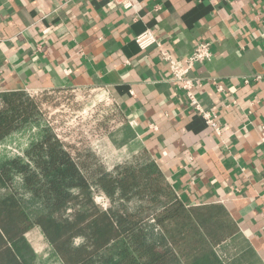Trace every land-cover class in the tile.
Segmentation results:
<instances>
[{
    "label": "crops",
    "instance_id": "0c3cea01",
    "mask_svg": "<svg viewBox=\"0 0 264 264\" xmlns=\"http://www.w3.org/2000/svg\"><path fill=\"white\" fill-rule=\"evenodd\" d=\"M146 29L176 58L211 43L212 59L190 76L222 137L188 106L156 47L135 43ZM263 32L264 0H134L131 9L114 0H0V94L105 96L116 111L102 139L117 162L144 156L186 207L222 205L235 231L217 254L226 264H264Z\"/></svg>",
    "mask_w": 264,
    "mask_h": 264
},
{
    "label": "trees",
    "instance_id": "16d2710c",
    "mask_svg": "<svg viewBox=\"0 0 264 264\" xmlns=\"http://www.w3.org/2000/svg\"><path fill=\"white\" fill-rule=\"evenodd\" d=\"M50 92L40 91L41 100L25 91L1 93L0 142L38 125ZM103 111L97 125L107 132L116 110ZM25 156L0 164V184L7 190L0 195V264H34L26 234L36 227L61 264H226L216 252L235 231L226 209L186 207L163 187L154 164L126 163L108 172L90 159L91 152L76 149L50 127L41 129ZM15 175L44 208L36 216L13 188ZM95 189L112 204L132 196L148 199L132 212L105 209L95 202Z\"/></svg>",
    "mask_w": 264,
    "mask_h": 264
},
{
    "label": "rangeland",
    "instance_id": "374dc122",
    "mask_svg": "<svg viewBox=\"0 0 264 264\" xmlns=\"http://www.w3.org/2000/svg\"><path fill=\"white\" fill-rule=\"evenodd\" d=\"M96 94L97 91L65 90L50 92L47 101L41 105L43 114L38 121V125H29L14 132L3 142H0V164L5 160L16 157L26 159L25 151L38 138L41 129L44 127H50L60 139L76 149L91 152L92 157L90 159L97 165L104 167L108 172H112L117 166H122L126 163L151 164L147 158L141 155H135L126 162L121 161L123 162L122 164L117 162L118 160L108 148L107 143L102 139L105 130H98L97 125L98 114L104 115L103 108L105 109V106L108 107L111 104H109L105 96ZM39 96L40 94H37L34 97H38L41 100L42 98ZM162 185L163 187L168 186V183L163 178ZM12 186L34 216L44 210L41 203L33 197L32 193L25 189L21 176H14ZM6 191V188L0 184V195L6 194ZM94 191L95 202L107 209L114 207L132 212L148 199L147 197L142 199L139 196H132L127 200H119L112 204L104 193L97 189ZM161 197L159 196L158 198L160 202L163 198ZM147 212L151 213V210ZM26 237L36 256L33 260L34 264H61L59 259L55 257L52 248L39 227L28 232ZM81 241V239H76L75 244H79Z\"/></svg>",
    "mask_w": 264,
    "mask_h": 264
},
{
    "label": "built area",
    "instance_id": "2783aa9c",
    "mask_svg": "<svg viewBox=\"0 0 264 264\" xmlns=\"http://www.w3.org/2000/svg\"><path fill=\"white\" fill-rule=\"evenodd\" d=\"M114 2L122 5L125 9H131L134 7V0H114ZM261 36L264 39V32ZM134 41L142 51H146L151 47H156L160 59L164 61L169 68L171 82L183 92L188 106L204 119L207 127L212 129L215 135L222 137L223 131L218 122V113L215 110H209L203 107L196 94V89L200 85L201 81L190 76V73L197 65L206 63L212 59L213 52L211 49V43L200 40L196 43L191 55L185 58H176L168 49L164 47L151 29H146L142 33L136 35L134 37ZM256 79H260V76L256 77ZM245 82L248 81L246 80ZM218 88L219 91L222 90L221 86ZM25 92L31 96H35L40 91ZM109 104H111V102H109ZM102 199H104V197H102Z\"/></svg>",
    "mask_w": 264,
    "mask_h": 264
}]
</instances>
